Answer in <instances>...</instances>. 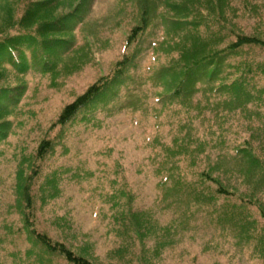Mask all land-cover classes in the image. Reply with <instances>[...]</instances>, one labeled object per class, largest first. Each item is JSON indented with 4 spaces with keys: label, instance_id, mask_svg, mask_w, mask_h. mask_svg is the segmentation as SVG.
<instances>
[{
    "label": "rangeland",
    "instance_id": "1",
    "mask_svg": "<svg viewBox=\"0 0 264 264\" xmlns=\"http://www.w3.org/2000/svg\"><path fill=\"white\" fill-rule=\"evenodd\" d=\"M252 1L222 0L219 4L217 0H174L170 17L166 16L171 7L170 0L92 1L90 20L79 38L76 55L48 76L27 80L24 108L12 116L11 139L0 159V189L18 186L16 172V176L23 169L30 172V161L42 140L62 137L42 163L33 191L36 229L53 242L64 243L94 264H162L171 255L168 247L154 240L157 238L155 224L158 221L160 226L165 225L159 217L168 209L156 206L157 203L170 201L167 196L173 192L208 191L212 193L211 198L204 201L219 204L210 206L212 209H220V213L227 211L237 219L224 225L233 226L234 235L243 239L244 264H264L262 96L253 101L251 114L247 110L238 113L236 108L235 114L230 113L229 121L221 126L209 105L219 102L218 92H199L186 103L170 97L155 103L156 91L162 94L165 85L173 80L170 72L174 73L179 59L173 45L166 57L170 71L167 79L162 77L160 83L144 86L147 99L143 103L142 93L124 102L122 96L127 93L124 90L120 98L116 95V98L106 96L99 100L87 112L81 113L77 122L63 128L52 126L64 106L113 73L124 45L143 16L149 21V31L159 37L169 32V25L175 19L197 18L198 23L189 31L181 29L166 36L186 34L178 41H184L185 52L189 55V46L194 44V39L213 36L217 24L214 19L226 22L237 35L245 30L246 34L264 39V18L252 20L253 4L260 0ZM6 2L13 8L10 0H0V11ZM248 5L249 11L244 9L234 13L235 9ZM177 8H182L183 13H178ZM163 54L164 58L157 66L164 61L165 52ZM247 56L252 64H256L253 80L258 88L255 90L264 91V65L258 66L264 55L257 51L242 50L237 57L221 59L224 69L236 63L231 74L223 71L221 75L228 74L227 78L233 81L239 79L247 69L238 63ZM136 62L139 66L138 59ZM152 74L140 75L150 79ZM196 81L200 82L201 78ZM4 83L11 85V78ZM111 90L118 92V88ZM222 90L227 94V100H243L241 85L232 89L223 87ZM199 103L202 112L196 109ZM122 106L126 108L124 112L119 111ZM187 107L192 109L191 114ZM224 108L225 105L219 112ZM228 108H225L227 113L230 112ZM230 137L235 142H231ZM240 137H245L243 143H239ZM179 150L188 153L190 161H180L176 155ZM253 159L257 160L255 164ZM204 174L210 177L203 180ZM218 190H227L236 197L218 195ZM132 200H136L139 212L131 205ZM1 203V212H7V206L11 207V222L8 223L10 227L3 223L0 226L6 229L1 231L4 234L0 241V264H67L61 257L49 256L33 247L34 241L28 239L23 222L19 226L21 213L11 205L9 194L3 195ZM19 210L23 212L21 207ZM240 214L247 215L248 220L237 226ZM195 223L203 224L200 220ZM223 230L226 232L217 234L221 237L216 239L217 243L228 241L225 245L231 247L222 250L237 257L235 251L239 249L230 238L233 237L231 229L222 227L220 231ZM12 231L18 233L11 234ZM153 233L156 236L153 237ZM199 258V255L191 254L188 259ZM187 262L182 260L178 264ZM211 264L224 263L217 262L216 258ZM229 264L236 263L233 260Z\"/></svg>",
    "mask_w": 264,
    "mask_h": 264
},
{
    "label": "trees",
    "instance_id": "2",
    "mask_svg": "<svg viewBox=\"0 0 264 264\" xmlns=\"http://www.w3.org/2000/svg\"><path fill=\"white\" fill-rule=\"evenodd\" d=\"M10 1L13 4V8L6 2L0 11V159L5 146L11 139L12 116L24 108L23 105L28 90L27 80L36 79L37 76L41 75L44 77L48 76L57 67L64 66L69 57L76 55L77 51H79V38L82 37L87 26L86 18L93 0ZM138 1L140 2L141 0ZM221 1L217 0L219 4H221ZM170 2L169 11L167 12L166 7L164 9L167 12L166 16H169L174 0H170ZM251 2L253 1L251 0ZM253 6L252 20L262 21L264 18V0L254 3ZM249 8L250 5L235 9L234 13L241 12L244 9L249 11ZM176 11L183 13L182 8H177ZM255 13L257 14L254 16ZM170 19L173 20V18ZM214 20L217 21V24L214 26L215 32L212 33L213 36H206V39H194V44L189 46L191 53L187 55L184 49V41H178L186 34H178L171 38L166 36L169 32H176L181 29L189 31L191 27L198 23L197 18L194 17L188 20L175 19L169 25V32L165 36L159 37L158 34L149 31V21L143 16L132 30V35L128 38L123 56L115 64L113 73L91 85L82 95L77 96L73 102L64 106L52 126L63 128L75 123L81 113L87 112L99 100L105 99L106 96L116 98V95L120 98L124 90L130 91V93L123 94L124 102H128L137 93H142L143 103L147 99V93L142 88L149 84L160 83L162 77L167 79L170 71L166 65V57L169 48L173 45L179 53L174 73L170 72L173 80L169 83L166 82L167 84L165 83L162 94H158V91H156L154 95L155 103L166 97L186 103L190 102L192 97L199 92L205 93L207 90H212L218 92L221 97L219 102L209 104L212 106L210 109L211 113L220 120V126L229 121L230 113L234 115L236 108L238 113L241 110H247L251 114L253 101L261 96L264 99V91L255 90L258 88L253 80V75L255 74L253 68H255L256 64H252L248 56L243 58L238 65L247 70L239 79L233 81L227 78L228 74L221 75V73L230 71L231 74L236 67V63H234L233 67L224 69L220 61L221 59L237 57L242 50L247 51L249 49L264 55V39L257 35L246 34L245 30L243 31L245 33L237 35L233 33L232 29L230 30L227 27L226 22L223 23L220 19ZM161 25H164L163 21H161ZM163 52H165V59L155 69V73L152 74L154 76L150 79L142 77L141 75L145 73H153V68L157 62L164 58ZM137 59L140 62L139 66L136 62ZM142 59L143 64H141ZM179 62L181 63L177 65ZM262 65H264V60L258 66ZM132 72L134 74L136 72L138 77L134 76ZM9 78L12 80L11 85L4 83ZM197 78H201V81H196ZM239 85L244 89L243 100L240 102L234 99L230 100V98L227 100L228 96L223 92V87L232 89ZM111 88H118V92H112ZM132 91L136 93L131 94ZM256 92L259 93L254 95ZM224 105L225 108L229 107L228 110L230 112L227 113L225 108L222 112H219ZM186 109L190 114L192 113L191 108L187 107ZM196 109L198 112L203 111L200 103ZM125 110L126 108L122 106L119 111L124 112ZM61 139L62 137L59 139L48 137L42 140L30 161L32 163L30 172L23 169L19 176H16V172L15 177L18 186L8 190L1 187L0 208L2 207L3 195L9 194L11 205H15L19 211L18 213H21L19 222L21 224L23 222L28 239L30 238L34 241L35 247L49 256L55 255L63 258L68 264H93L84 257L75 255L64 245L53 242L48 235L36 229L33 196V191H35L36 187V177L40 172L42 163ZM230 139L231 142H235L232 137ZM244 140L245 137H240L239 143H243ZM203 144L207 145V143ZM238 148L239 146L237 150ZM176 155L180 161H190L189 154L182 150L177 151ZM192 159L194 158L192 157ZM256 162L257 160L253 159L252 163L255 164ZM208 177L210 176L204 174L203 180L208 179ZM186 192H191L192 196H205L206 193L204 192L211 193L197 190ZM202 192L203 194L200 195ZM217 192L220 193L218 195L229 194L227 190H218ZM20 207L23 212H20ZM7 208V212L0 211V226H3L2 223L6 226L10 225L8 223L11 222L9 219L11 207L7 206ZM4 229L0 227V241L4 234L1 231ZM13 233L17 234L18 231H12L11 234Z\"/></svg>",
    "mask_w": 264,
    "mask_h": 264
}]
</instances>
